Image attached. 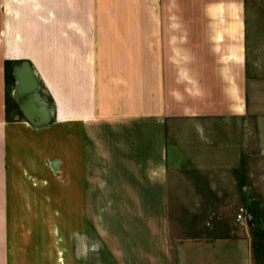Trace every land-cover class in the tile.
<instances>
[{
  "label": "crops",
  "instance_id": "obj_1",
  "mask_svg": "<svg viewBox=\"0 0 264 264\" xmlns=\"http://www.w3.org/2000/svg\"><path fill=\"white\" fill-rule=\"evenodd\" d=\"M211 1L0 0V264H264V79L244 1ZM22 61L46 126L13 99ZM204 201L246 222L179 239Z\"/></svg>",
  "mask_w": 264,
  "mask_h": 264
},
{
  "label": "rangeland",
  "instance_id": "obj_2",
  "mask_svg": "<svg viewBox=\"0 0 264 264\" xmlns=\"http://www.w3.org/2000/svg\"><path fill=\"white\" fill-rule=\"evenodd\" d=\"M214 1L216 0H212L211 2L213 3ZM243 1H244V4H243L244 5V17L246 19V27H245L246 36H245V42H243V49L241 50L242 56L246 58L245 62H247L248 75L251 76L257 72V77L260 79H264V0H243ZM179 2L181 3L182 6H184L185 4H182V3H186L187 0H182V1L179 0ZM179 60H181V62L186 61L185 59H179ZM181 62L179 64H182ZM232 65L233 64L231 63L229 66H232ZM212 68H211V79L213 78ZM179 83H186L183 77L181 76H180ZM259 85L260 86L258 90V97L264 98V85H261V84ZM7 92H9L8 85H7ZM38 94L40 95V99L42 100V103L45 102L46 110L49 113V116L47 117L44 116L46 112L37 111V117L33 118L31 121L33 123L35 121H40V123L45 122L44 124L40 125V127H42V126H46L50 124L51 121L55 119V115L53 113L52 107L50 103L48 102V100L42 96V92L40 91V88H39ZM49 100L51 102V99ZM215 102L216 101L210 102L211 105L208 106V109L210 110L211 114H216L218 111L217 106L215 105ZM8 103L10 106V103H11L10 99L8 100ZM18 110L23 115V118L26 120V122L29 123L31 126H33V123L24 116V114L21 112L19 107H18ZM258 112L264 113V99L262 100V102H260L259 100ZM44 118L46 119L44 120ZM213 123L214 122H211L213 129H214V133L216 135L217 129ZM56 163L57 162L54 161V164L51 165L52 169H55ZM202 205L204 206V208L202 209L201 212L194 213L191 210H187V211H183L182 215L178 217V221L182 223V225H180L179 233L177 234L178 235L177 237L179 239L182 238V239H189L193 241L203 240L204 238L209 239V237L216 239L221 235L217 233H208L207 230L210 226L218 224L219 226H222L226 228L227 230H229L231 226L237 223L235 221V214L238 208L236 203L226 202L225 209L222 212L220 211V218L218 220L214 216L211 217L212 212H214L213 208L215 209L217 207V203L213 201H204L202 202ZM207 209H209L210 211V217H208L206 214ZM227 235L229 237L232 236L229 234Z\"/></svg>",
  "mask_w": 264,
  "mask_h": 264
},
{
  "label": "water",
  "instance_id": "obj_3",
  "mask_svg": "<svg viewBox=\"0 0 264 264\" xmlns=\"http://www.w3.org/2000/svg\"><path fill=\"white\" fill-rule=\"evenodd\" d=\"M13 70L16 81L13 91V99L24 116L30 121L37 117V111L46 112L45 114L43 113L44 116H49V113L46 110V104L45 102L42 103L40 95L38 94L39 84L30 64L27 61H22L19 65L15 66ZM45 119L46 118H44V120ZM44 123L45 122L40 123V121H35L33 126L40 127V125Z\"/></svg>",
  "mask_w": 264,
  "mask_h": 264
},
{
  "label": "built area",
  "instance_id": "obj_4",
  "mask_svg": "<svg viewBox=\"0 0 264 264\" xmlns=\"http://www.w3.org/2000/svg\"><path fill=\"white\" fill-rule=\"evenodd\" d=\"M235 221L238 224H242L246 222V209L244 207L237 208V212L235 214Z\"/></svg>",
  "mask_w": 264,
  "mask_h": 264
}]
</instances>
